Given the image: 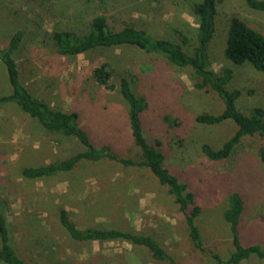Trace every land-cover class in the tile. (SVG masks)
Instances as JSON below:
<instances>
[{
  "label": "rangeland",
  "instance_id": "rangeland-1",
  "mask_svg": "<svg viewBox=\"0 0 264 264\" xmlns=\"http://www.w3.org/2000/svg\"><path fill=\"white\" fill-rule=\"evenodd\" d=\"M82 1L0 0V46L12 32L21 30L13 53L21 82L49 105L75 111L96 144L108 143L117 153L133 158L139 148L130 135L127 106L117 81L122 75L129 78L130 72L135 76L132 89L147 100L143 135L149 142H160L167 166L192 187L200 207L195 222L202 249L192 244L172 195L146 167L81 159L68 171L23 177L22 167L64 159L84 146L73 136L44 130L15 104L6 103L0 105V194L7 200L10 243L16 253L29 264H155L125 241L72 242L58 219L64 209L79 228L105 226L152 234L179 264H223L219 259L232 249L231 233L222 216L231 190L239 191L244 201L239 223L242 242L264 244V163L258 157L263 139L244 136L224 160L205 156L201 144L218 147L236 125L230 119L216 124L195 121L197 113L216 114L224 105L215 91L194 85L190 67L174 65L160 54L133 45L57 56L47 39L53 25L77 30L96 11L114 29L130 23L154 38L177 43L184 35L183 49L190 54L197 31L191 6L198 0H107L101 8H96L97 2L84 8ZM234 15L264 36V11L249 8L245 0H216L208 61L215 73L231 70L226 87L239 90L235 106L248 113L254 106L264 109V72L225 57L226 32ZM104 61L115 70L112 88L97 84L91 76L92 68ZM9 91L0 63V94ZM179 114L184 123L180 124ZM175 115L184 131L164 120ZM134 255L138 259L131 261Z\"/></svg>",
  "mask_w": 264,
  "mask_h": 264
},
{
  "label": "trees",
  "instance_id": "trees-1",
  "mask_svg": "<svg viewBox=\"0 0 264 264\" xmlns=\"http://www.w3.org/2000/svg\"><path fill=\"white\" fill-rule=\"evenodd\" d=\"M94 2H97L96 8H101L107 0H83L82 4L84 8H87L90 7L88 3L93 4ZM245 2L251 9L264 11V0H245ZM191 9L197 17V31L196 44L190 54L183 49V45L187 43L184 35H180L181 43H177L166 38H154L146 30L130 23L114 29L108 25L105 15L96 11L91 12L90 18L83 22L85 25L78 27L77 30L58 24L53 25L47 32V39L50 40L52 52L57 56H75L98 48L133 45L145 51L160 54L174 65L190 67L195 80L194 85L197 88L212 89L224 105L223 110L216 114L197 113L194 117L195 121L203 124H216L230 119L236 125L234 132L218 147L214 148L208 143H202L200 147L203 154L212 160H224L244 136L258 135L263 139L258 149V157L264 163V109L254 106L248 113L240 111L235 106L239 90L226 87V82L231 77V70L224 68L220 73H215L209 68L207 50L214 33L216 0H198L192 4ZM83 10L82 15H85ZM21 35V30L12 32L6 42L0 46V63L5 69L10 85L9 92L0 94V105L15 104L21 111L35 119L44 130L63 136H73L84 146V149L64 159H56L46 164L24 166L20 174L29 179L48 177L59 171L72 169L81 159L89 161L108 159L123 166L146 167L172 195L177 210L187 226L192 244L202 249L201 235L195 222L200 207L196 203L192 187L182 181L178 174L167 166L165 153L159 147L160 142H149L143 135L142 122L147 100L133 91L131 81L135 79V76L131 72L129 75L131 80L125 75L119 76L117 89L127 106L130 135L134 144L139 148L137 158L117 153L108 143L96 144L79 124L75 111L53 107L30 92L20 80L13 56ZM224 55L233 64L248 62L255 69L264 72V36L251 28L245 20L234 15L228 23ZM114 71V67L104 61L92 68L91 76L97 84L112 88L113 84L110 79ZM177 116L165 117L164 120L167 123L171 122L169 123L171 128L184 131V127H180V124L184 123V118L179 114L181 118L179 124L175 118ZM243 209L244 201L240 192L231 190L227 195V204L222 216L231 233L232 249L225 259H219L220 263L241 264L247 260L264 262V244L243 243L240 238L239 223ZM7 215V200L0 194V262L29 264L16 253L10 243ZM58 219L72 242L121 240L144 251L146 259L155 264H179L152 234L105 226L91 225L79 228L70 220L64 209L59 211ZM136 259L138 257L134 255L131 261H136Z\"/></svg>",
  "mask_w": 264,
  "mask_h": 264
}]
</instances>
